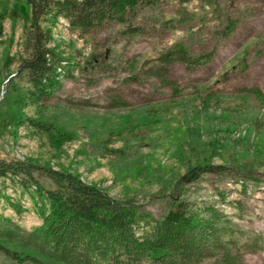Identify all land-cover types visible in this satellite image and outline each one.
I'll list each match as a JSON object with an SVG mask.
<instances>
[{
  "label": "rangeland",
  "instance_id": "rangeland-1",
  "mask_svg": "<svg viewBox=\"0 0 264 264\" xmlns=\"http://www.w3.org/2000/svg\"><path fill=\"white\" fill-rule=\"evenodd\" d=\"M29 19L25 0H0V161L29 163L43 189L56 188L49 168L133 203L138 231L175 201L201 216L210 206L238 228L237 250L247 236L260 238L258 250L239 251L237 264H264V0H153L87 32L59 18L49 46L60 58V86L37 105L18 97L26 88L16 66ZM168 49L212 57L191 71L175 62L149 73ZM10 114L49 129L7 123ZM60 135L66 139L58 143ZM203 164L212 171L180 179ZM23 178H0L1 192L23 207L16 214L0 198V214L26 235L41 221L18 183ZM1 243L39 260L21 264H58ZM0 264L18 263L0 255ZM196 264L222 262L217 255Z\"/></svg>",
  "mask_w": 264,
  "mask_h": 264
},
{
  "label": "trees",
  "instance_id": "trees-1",
  "mask_svg": "<svg viewBox=\"0 0 264 264\" xmlns=\"http://www.w3.org/2000/svg\"><path fill=\"white\" fill-rule=\"evenodd\" d=\"M29 6V25L23 30L24 56H20L16 74L22 77L26 88L18 97L23 105H37L49 98L60 86V58L49 46L51 28L59 18L70 30L87 32L105 21H122L134 15L153 0H25ZM24 10L22 9V13ZM44 22V25H41ZM229 27L231 22L228 23ZM211 52L191 54L185 50L168 49L156 58L149 68L155 75L167 71L180 62L186 71L207 64ZM231 69V71H233ZM21 104V106H22ZM21 126L25 123L40 130L48 124L10 114L8 122ZM65 137L58 138V143ZM32 165L23 161H0V178L7 174H23L19 185L30 191L29 199L41 223L26 235L10 217L0 214V255L12 262L39 263L32 255L16 252L1 241L13 242L38 250L58 264H196L219 256L222 264H237L239 251L253 252L260 247V238L247 236L235 248L238 228L210 206L204 208L207 216L192 209L185 201L172 203L166 214L157 220L144 219L138 231L137 213L133 203L109 196L93 183L78 179L77 175L46 169L56 185L43 189L31 176ZM212 166L203 164L190 167L181 180H195L201 173H209ZM32 185V190L30 187ZM3 206L16 214L23 211L0 190ZM150 221V222H148ZM147 227V228H145Z\"/></svg>",
  "mask_w": 264,
  "mask_h": 264
}]
</instances>
